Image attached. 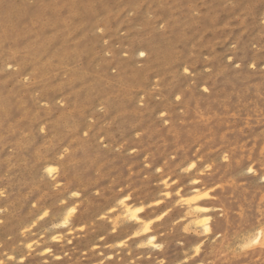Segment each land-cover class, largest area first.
I'll return each mask as SVG.
<instances>
[{
    "label": "rangeland",
    "instance_id": "rangeland-1",
    "mask_svg": "<svg viewBox=\"0 0 264 264\" xmlns=\"http://www.w3.org/2000/svg\"><path fill=\"white\" fill-rule=\"evenodd\" d=\"M0 264H264V0H0Z\"/></svg>",
    "mask_w": 264,
    "mask_h": 264
},
{
    "label": "bare ground",
    "instance_id": "bare-ground-1",
    "mask_svg": "<svg viewBox=\"0 0 264 264\" xmlns=\"http://www.w3.org/2000/svg\"><path fill=\"white\" fill-rule=\"evenodd\" d=\"M195 190H196V189H195ZM195 197H196V196H195ZM196 199H197V198H196ZM198 201H199V200H198ZM200 201H201V200H200ZM196 202H197V201H196ZM192 203H193V202H192ZM121 204H122V203H121ZM123 204H124V203H123ZM122 206H124V207H123L124 210L127 211L128 213L133 212L134 215H135V212H137V211H135V209H134V211H132L133 209L129 210V209H128V206H126L125 204L122 205ZM122 206H121V207H122ZM129 206H130V205H129ZM193 206H194V205H193ZM193 206H192V207H193ZM196 208H198V209L196 210V213H197V212L199 213V211L204 212L205 210H207V209L204 208V207H196ZM119 209H120V208H119ZM129 211H131V212H129ZM192 211H193V210H192ZM194 212H195V211H193V213H194ZM133 213H132V214H133ZM201 214H204V213H201ZM194 215H195V214H194ZM126 216L129 217V215H126ZM126 216H125V218H126ZM130 216H131V215H130ZM135 216H136V215H135ZM199 217H200V215H199ZM130 218H131V217H130ZM204 220H205V219H203V221H204ZM65 221H66V220H65ZM136 221H137V220H136ZM195 221L198 222V221H200V220H196V218H195ZM201 221H202V220H201ZM201 221H200V222H201ZM203 221H202L201 224H203ZM207 221H208V220H207ZM207 221H206V222H207ZM141 222H142V221H141ZM197 222H195L196 225H198ZM206 222H204V223H206ZM142 223H144V222H142ZM201 224H200V225H201ZM207 224H208V223H207ZM145 225H146V224H145ZM148 225H149V224H148ZM200 225H198V226L200 227ZM203 225H204V224H203ZM194 226H195V224H194ZM204 226H205V225H204ZM206 226H207V225H206ZM145 227H146V226H145ZM199 227H198V228H199ZM147 228H148V227H147ZM201 228H202V226H201ZM202 229H203V228H202ZM205 229H207V231H208L207 233H209V231H210V227L207 226V228H205ZM142 231H143V230H142ZM151 238H152V237H149L150 240H151ZM153 240H154V239H153ZM152 243H153V242H152Z\"/></svg>",
    "mask_w": 264,
    "mask_h": 264
},
{
    "label": "snow or ice",
    "instance_id": "snow-or-ice-1",
    "mask_svg": "<svg viewBox=\"0 0 264 264\" xmlns=\"http://www.w3.org/2000/svg\"><path fill=\"white\" fill-rule=\"evenodd\" d=\"M141 55H143V53H141Z\"/></svg>",
    "mask_w": 264,
    "mask_h": 264
}]
</instances>
